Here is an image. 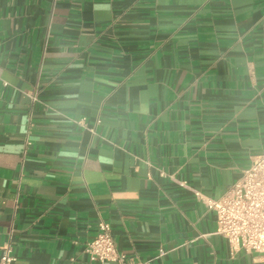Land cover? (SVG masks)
I'll list each match as a JSON object with an SVG mask.
<instances>
[{"label":"crops","instance_id":"1","mask_svg":"<svg viewBox=\"0 0 264 264\" xmlns=\"http://www.w3.org/2000/svg\"><path fill=\"white\" fill-rule=\"evenodd\" d=\"M264 151V0H0V248L264 264L214 210ZM164 253L159 255V250ZM1 254V253H0Z\"/></svg>","mask_w":264,"mask_h":264},{"label":"built area","instance_id":"2","mask_svg":"<svg viewBox=\"0 0 264 264\" xmlns=\"http://www.w3.org/2000/svg\"><path fill=\"white\" fill-rule=\"evenodd\" d=\"M194 193L209 209L215 211L216 232L227 240L232 252L244 249L259 253L264 258V151L252 159L249 167L242 170L221 198L213 199L197 190ZM85 251L92 261L101 263L151 264V260H133L120 252L115 245L111 226L104 220L98 223V232L86 244ZM0 253V264H17L18 258L13 252L11 240L1 246ZM163 253L161 248L159 255Z\"/></svg>","mask_w":264,"mask_h":264}]
</instances>
